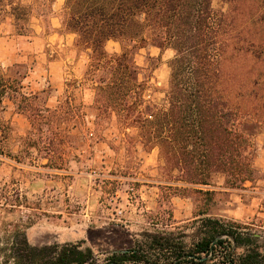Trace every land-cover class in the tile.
<instances>
[{"label": "trees", "instance_id": "trees-1", "mask_svg": "<svg viewBox=\"0 0 264 264\" xmlns=\"http://www.w3.org/2000/svg\"><path fill=\"white\" fill-rule=\"evenodd\" d=\"M215 1L65 0L63 24L89 56L85 79L95 93L94 126L114 115L122 132L136 131L146 151L158 149L164 169L178 171L184 184L208 187L222 175L227 185L238 187L255 174V140L264 127V68L246 78L230 76L224 66L229 54L264 64V11L252 16L250 29L237 18L246 0H219L227 10L215 9ZM253 2L254 8L264 9V0ZM24 11L20 0H0L1 21L13 15L20 20ZM110 41L119 43V53L107 51ZM148 46L175 53L161 106L145 100L150 79L141 82L144 69L136 62ZM28 76L26 66L0 62V164L11 131L2 119L9 101L31 124L29 142L42 140L43 151L56 165L61 157L48 141L59 133L60 114L47 106L44 94L26 91ZM164 226L142 233L129 248L108 252L101 264H264L257 239L221 220L202 218L192 234ZM222 236L246 250L237 254L233 242ZM16 246L15 264H98L90 248L65 244L39 249L29 245L25 233L18 234Z\"/></svg>", "mask_w": 264, "mask_h": 264}, {"label": "rangeland", "instance_id": "rangeland-1", "mask_svg": "<svg viewBox=\"0 0 264 264\" xmlns=\"http://www.w3.org/2000/svg\"><path fill=\"white\" fill-rule=\"evenodd\" d=\"M55 2L20 0L25 16L18 20L15 15H4L5 21L0 20V62L5 67L18 64L29 69L23 83L26 91L44 94L47 106L58 109L61 126L57 137L48 141L61 157L51 165L42 149L45 143L34 140L31 144L27 138L29 120L12 102H6L2 119L11 131L0 164V264H15L20 233L39 249L65 244L90 248L101 264L108 252L131 247L144 232L163 230L168 224L167 230L192 234L202 218L233 225L255 237V246L264 251V127L255 140L251 181L232 187L220 175L208 187L180 182L178 171L164 169L158 149L146 151L136 131L122 132L114 115L94 126L95 93L85 79L89 56L76 47V36L64 29L65 0L58 12ZM214 6L228 9L219 0ZM254 6L253 0H246L237 12L238 20L250 29L252 16L264 11ZM120 50L119 43L108 42L110 54ZM174 56L173 50L154 46L136 56L137 65L144 69L141 82L150 79L147 102L163 103ZM263 68L262 63L230 54L224 66L230 76L246 74V78ZM154 223L159 225L154 227ZM227 238L237 254L246 250L236 248L230 236L221 237Z\"/></svg>", "mask_w": 264, "mask_h": 264}, {"label": "crops", "instance_id": "crops-1", "mask_svg": "<svg viewBox=\"0 0 264 264\" xmlns=\"http://www.w3.org/2000/svg\"><path fill=\"white\" fill-rule=\"evenodd\" d=\"M62 1L63 0H56L55 5H54L55 12H58L59 9L62 8Z\"/></svg>", "mask_w": 264, "mask_h": 264}, {"label": "water", "instance_id": "water-1", "mask_svg": "<svg viewBox=\"0 0 264 264\" xmlns=\"http://www.w3.org/2000/svg\"><path fill=\"white\" fill-rule=\"evenodd\" d=\"M232 240H234L233 238H231Z\"/></svg>", "mask_w": 264, "mask_h": 264}]
</instances>
